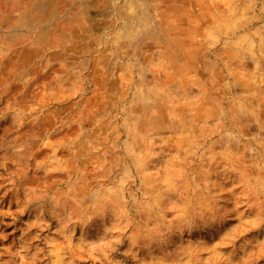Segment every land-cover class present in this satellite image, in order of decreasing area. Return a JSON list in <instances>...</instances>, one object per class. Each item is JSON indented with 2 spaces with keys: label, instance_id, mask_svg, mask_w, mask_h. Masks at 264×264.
I'll use <instances>...</instances> for the list:
<instances>
[{
  "label": "rangeland",
  "instance_id": "1",
  "mask_svg": "<svg viewBox=\"0 0 264 264\" xmlns=\"http://www.w3.org/2000/svg\"><path fill=\"white\" fill-rule=\"evenodd\" d=\"M0 264H264V0H0Z\"/></svg>",
  "mask_w": 264,
  "mask_h": 264
}]
</instances>
